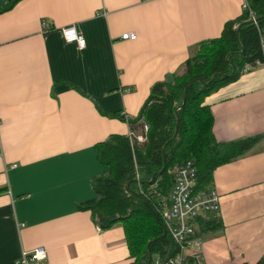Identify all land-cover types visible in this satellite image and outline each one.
Instances as JSON below:
<instances>
[{"label": "crops", "instance_id": "obj_1", "mask_svg": "<svg viewBox=\"0 0 264 264\" xmlns=\"http://www.w3.org/2000/svg\"><path fill=\"white\" fill-rule=\"evenodd\" d=\"M10 1L0 0V9ZM243 2L17 0L0 10V264H22L23 249L38 245L48 249L41 264L131 262L122 223L102 228L79 207L95 196L93 178L106 168L96 145L129 133V121L114 112L136 116L154 83L183 71L191 49L220 35ZM74 23L84 47L65 38L62 27ZM125 31L137 36L123 38ZM204 102L217 140L259 138L215 167L220 209L197 218L202 247L192 264H260L264 63ZM213 217L220 229L198 230Z\"/></svg>", "mask_w": 264, "mask_h": 264}, {"label": "trees", "instance_id": "obj_2", "mask_svg": "<svg viewBox=\"0 0 264 264\" xmlns=\"http://www.w3.org/2000/svg\"><path fill=\"white\" fill-rule=\"evenodd\" d=\"M16 1L11 0L1 9ZM249 1L257 22L250 9H244L225 23L220 35L200 41L191 49L183 71L156 81L136 116L114 112L136 131L144 121L148 122L145 140L129 133H113L96 145L106 168L93 178L95 196L79 203V207L90 209L102 228L122 223L132 258L129 264H150V252L152 264L155 254L165 260L177 252L178 244L166 230L155 203L160 195L170 194L182 162L194 161L197 189L210 188L215 167L244 154L259 138L256 135L217 140L213 133L214 114L204 102L211 91L237 79L246 62L264 58L260 31L264 27V0ZM214 73L217 75L213 78ZM152 183H157L158 193L146 196L140 185L149 190ZM221 224L218 217L202 219L198 230L220 229ZM193 261L192 257L187 259V263ZM263 263L264 259L260 264Z\"/></svg>", "mask_w": 264, "mask_h": 264}, {"label": "built area", "instance_id": "obj_3", "mask_svg": "<svg viewBox=\"0 0 264 264\" xmlns=\"http://www.w3.org/2000/svg\"><path fill=\"white\" fill-rule=\"evenodd\" d=\"M244 9H250V15L257 22V16L251 7L249 0H244ZM47 22L43 20L46 27ZM65 38L69 41H76L79 46L86 45V37L75 23L62 27ZM261 44L264 53V27H260ZM137 34L133 31L122 33L123 38H135ZM264 63V58H257L253 62H246L243 67L244 71L249 70L252 66ZM126 115V114H125ZM128 117L130 115H127ZM149 123L144 121L141 132L131 129L129 135L138 140H145L149 129ZM137 179H140V173H137ZM197 168L192 159L182 162L176 171L175 184L168 196L160 195L156 203L165 225L166 230L172 235L178 244V250L173 255L168 256L165 260L157 259V264H187V259L192 257L200 262V250L202 247L201 239L196 235L197 218L208 212L218 211L220 209V197L215 187L197 189ZM140 190L146 196L150 192L158 193L157 183H152L149 190L140 185ZM159 196V195H158ZM48 258V249L44 245H38L34 248H25L22 251V264H41Z\"/></svg>", "mask_w": 264, "mask_h": 264}, {"label": "water", "instance_id": "obj_4", "mask_svg": "<svg viewBox=\"0 0 264 264\" xmlns=\"http://www.w3.org/2000/svg\"><path fill=\"white\" fill-rule=\"evenodd\" d=\"M241 51L243 52L244 49L242 48ZM233 67H234V70H236V65H234ZM216 75H217V73H214L213 78H214ZM213 78H212V79H213ZM185 97H186V95H185ZM176 133H177V129H176ZM149 263L152 264V252H150V260H149Z\"/></svg>", "mask_w": 264, "mask_h": 264}, {"label": "rangeland", "instance_id": "obj_5", "mask_svg": "<svg viewBox=\"0 0 264 264\" xmlns=\"http://www.w3.org/2000/svg\"><path fill=\"white\" fill-rule=\"evenodd\" d=\"M141 130H142L141 126L138 127L137 131H138V132H141ZM157 259H160V258H159V256H158L157 254H155V255H154V264H157V263H156V260H157Z\"/></svg>", "mask_w": 264, "mask_h": 264}, {"label": "bare ground", "instance_id": "obj_6", "mask_svg": "<svg viewBox=\"0 0 264 264\" xmlns=\"http://www.w3.org/2000/svg\"><path fill=\"white\" fill-rule=\"evenodd\" d=\"M153 195V194H152ZM156 195V194H155ZM156 204V203H155ZM169 233V232H168ZM188 264V263H187Z\"/></svg>", "mask_w": 264, "mask_h": 264}]
</instances>
